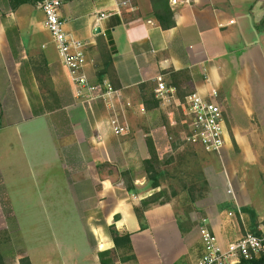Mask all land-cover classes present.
<instances>
[{"label": "crops", "instance_id": "0c3cea01", "mask_svg": "<svg viewBox=\"0 0 264 264\" xmlns=\"http://www.w3.org/2000/svg\"><path fill=\"white\" fill-rule=\"evenodd\" d=\"M62 1L66 29L85 43V71L94 83L101 82L102 51H110L109 34L113 38L106 80L133 103L126 110L131 133L114 135L104 104L77 98L36 0L16 9L0 0L4 263L102 264L105 251L112 264L197 263L200 226H184L172 201L151 206L142 220L135 212L160 190L141 170L150 143L159 156L196 154L198 146L181 145L183 109L156 98L158 76L176 88L179 101L198 91L224 111L226 143L208 173L214 208H205L203 221L223 246L257 230L264 219V0H171L176 25L170 29L160 26L151 0L119 7L114 0ZM102 11L110 16L100 21ZM25 82L40 96L52 90L56 108L35 116ZM27 174L33 184L22 180L11 189ZM17 205L47 209L38 216ZM42 222L56 224L52 237L32 225ZM112 226L130 236V252L116 246Z\"/></svg>", "mask_w": 264, "mask_h": 264}, {"label": "built area", "instance_id": "2783aa9c", "mask_svg": "<svg viewBox=\"0 0 264 264\" xmlns=\"http://www.w3.org/2000/svg\"><path fill=\"white\" fill-rule=\"evenodd\" d=\"M131 0H114L117 7ZM44 13V25L50 32L54 45L68 68L70 77L76 85V96L87 102L100 101L108 111L106 124L116 136L131 133V125L126 110L133 103L124 101L121 92L109 80L92 82L85 68L87 65L86 45L73 37L66 29L62 17V0H36ZM110 14L102 11L98 20ZM213 90L212 95L217 96ZM155 96L165 105H180L177 90L168 86L163 76L156 78ZM183 141L203 147L205 151L220 153L225 146L224 111L213 100L205 98L200 92L189 93L184 104ZM98 139L102 134H98ZM232 213H230L231 215ZM203 252L196 264H241L243 260L259 258L264 253V219L256 232L248 231L242 237L223 246L215 232L207 225L200 228Z\"/></svg>", "mask_w": 264, "mask_h": 264}, {"label": "rangeland", "instance_id": "374dc122", "mask_svg": "<svg viewBox=\"0 0 264 264\" xmlns=\"http://www.w3.org/2000/svg\"><path fill=\"white\" fill-rule=\"evenodd\" d=\"M187 96L188 95L185 96L183 101H179L178 99L180 102L179 106L183 109V113L181 114L182 122H184L185 118L184 104L186 103ZM181 129L183 131V128ZM180 133L182 132H178L179 135ZM181 143L184 148L190 146L186 145L188 143L185 144L184 141H181ZM195 148L196 149L194 150L196 154H160V163L157 165L159 171L157 180L160 183V190H156L154 193L161 190L164 191L161 201H172L175 204L177 215L184 226L193 227L194 225H199L201 228L202 226L207 225L205 221H203L207 212L205 208H214V204L212 203L215 195H213L211 191V184L213 185L214 181L211 180L208 173H210V169L215 166L216 155H221L222 151L216 153L205 151L201 146H196ZM199 151H205L207 153L204 152L205 154H199ZM141 170H145L143 164ZM146 178L148 179L147 174ZM22 180L25 181V183L28 182L33 184L32 175L27 174L25 180L22 177L16 178V183L13 187L11 186V189L13 188L16 190L18 187L20 188L23 183ZM20 193V191L13 192L14 195ZM16 203H18V201H16ZM15 209L17 211L21 210L22 212L34 210V213L38 216H44L46 213L44 211L47 208L37 206L36 208L28 209L17 205ZM32 215L34 214L32 213ZM32 225H37L44 231V234L52 237L53 228L56 224L42 222ZM1 237L3 236L0 235V238Z\"/></svg>", "mask_w": 264, "mask_h": 264}, {"label": "trees", "instance_id": "16d2710c", "mask_svg": "<svg viewBox=\"0 0 264 264\" xmlns=\"http://www.w3.org/2000/svg\"><path fill=\"white\" fill-rule=\"evenodd\" d=\"M11 7L13 9L18 8L19 6L31 2V0H10ZM170 1L171 0H151L152 7H153V15L156 17L158 20L160 26L163 29H170L176 25L175 22V13L172 10L170 6ZM120 23V19L118 21H115L114 25ZM109 44L111 46L110 51H102V65L103 67L98 70V76L101 81L104 79H108L110 71L113 69V64H112V54L115 53V47H114V41L111 35L109 34ZM15 56H17L15 52ZM25 85L29 91V99L31 102V107L33 114L35 116L44 114L48 111H52L56 108L55 105V100L56 95L53 93L52 90H49L50 93L49 95H42L40 96L37 93H34L30 85H28L25 82ZM150 150H151V157L149 159H146L143 161V166L145 168V171L147 173L148 179L152 185L153 188H158L160 187V183L157 180L159 171L157 169V165L160 163L159 155L157 154L155 148L153 147L152 143H150ZM126 175L129 173L128 171L125 172ZM130 188V187H129ZM164 194V191H159L157 193H153L151 196L147 197L142 201V204L140 207L135 208V212L137 213V216L139 217L140 220L143 219L144 216V211L150 208L151 206L155 204H163L166 201H161V197ZM110 232L113 236V239L115 241V244L117 247L123 246L124 248H127V251L132 250L131 246V240L130 236L127 235H120L119 232L115 229V227H110ZM257 230H253V232H256ZM1 245H2V239L0 238V264H5L4 263V257L3 254L1 253ZM110 255V252L105 251V252H100L99 256L101 258V263L102 264H112L111 260L108 259L107 257ZM241 264H264V253L259 258L247 261L243 260Z\"/></svg>", "mask_w": 264, "mask_h": 264}]
</instances>
